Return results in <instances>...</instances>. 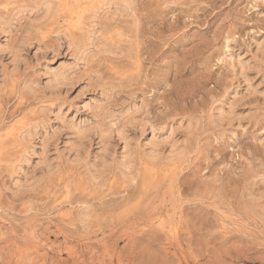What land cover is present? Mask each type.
<instances>
[{
    "label": "rangeland",
    "instance_id": "obj_1",
    "mask_svg": "<svg viewBox=\"0 0 264 264\" xmlns=\"http://www.w3.org/2000/svg\"><path fill=\"white\" fill-rule=\"evenodd\" d=\"M0 264H264V0H0Z\"/></svg>",
    "mask_w": 264,
    "mask_h": 264
},
{
    "label": "bare ground",
    "instance_id": "obj_2",
    "mask_svg": "<svg viewBox=\"0 0 264 264\" xmlns=\"http://www.w3.org/2000/svg\"><path fill=\"white\" fill-rule=\"evenodd\" d=\"M78 10H79V9H78ZM79 13H80V12H79ZM83 13H85V12H83ZM83 13H82V15H83ZM80 16H81V15H80ZM80 16H79V17H80ZM80 20H81V19H80ZM76 23H77V22H76Z\"/></svg>",
    "mask_w": 264,
    "mask_h": 264
}]
</instances>
